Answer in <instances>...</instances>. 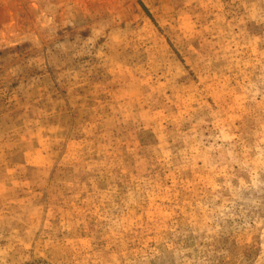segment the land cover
Here are the masks:
<instances>
[{"label":"rangeland","instance_id":"374dc122","mask_svg":"<svg viewBox=\"0 0 264 264\" xmlns=\"http://www.w3.org/2000/svg\"><path fill=\"white\" fill-rule=\"evenodd\" d=\"M0 264H264V0H0Z\"/></svg>","mask_w":264,"mask_h":264}]
</instances>
